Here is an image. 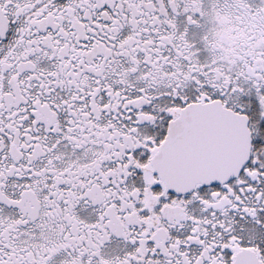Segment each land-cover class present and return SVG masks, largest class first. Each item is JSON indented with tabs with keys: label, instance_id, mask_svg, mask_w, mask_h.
<instances>
[{
	"label": "snow or ice",
	"instance_id": "snow-or-ice-1",
	"mask_svg": "<svg viewBox=\"0 0 264 264\" xmlns=\"http://www.w3.org/2000/svg\"><path fill=\"white\" fill-rule=\"evenodd\" d=\"M0 264H264V0H0Z\"/></svg>",
	"mask_w": 264,
	"mask_h": 264
}]
</instances>
